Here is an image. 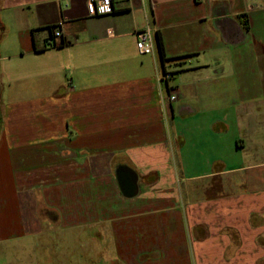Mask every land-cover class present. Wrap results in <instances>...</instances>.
<instances>
[{
	"label": "crops",
	"instance_id": "obj_1",
	"mask_svg": "<svg viewBox=\"0 0 264 264\" xmlns=\"http://www.w3.org/2000/svg\"><path fill=\"white\" fill-rule=\"evenodd\" d=\"M0 100L1 257L81 226L98 264H264V0H0Z\"/></svg>",
	"mask_w": 264,
	"mask_h": 264
},
{
	"label": "rangeland",
	"instance_id": "obj_2",
	"mask_svg": "<svg viewBox=\"0 0 264 264\" xmlns=\"http://www.w3.org/2000/svg\"><path fill=\"white\" fill-rule=\"evenodd\" d=\"M32 211L33 219L35 220V203L34 206L32 205ZM44 216L45 212L42 211L41 215H38V218L43 221ZM98 232L95 229L90 230L87 227L81 226L47 231L45 235L36 238L40 243L38 244V252L36 255L39 257L41 264H52L49 258L50 253H53L52 251L54 250L62 261H57L56 264H98L104 258L101 252L109 248L104 242V238H100L102 236L98 235ZM18 240H34L35 244V236H26L25 238H18ZM44 242L46 245L50 244L48 249L43 245L45 244ZM31 248L35 247H20L21 250H29ZM7 255V257L0 256V264H15V261H13L14 253L9 246H7Z\"/></svg>",
	"mask_w": 264,
	"mask_h": 264
},
{
	"label": "built area",
	"instance_id": "obj_3",
	"mask_svg": "<svg viewBox=\"0 0 264 264\" xmlns=\"http://www.w3.org/2000/svg\"><path fill=\"white\" fill-rule=\"evenodd\" d=\"M87 10L90 16L101 15L111 13L113 11V0H87ZM53 34L52 40L48 43V47L56 48L63 44V34L59 26L49 28ZM137 37V50L141 55H151L155 52L156 39L153 29L149 26L138 31L136 33ZM60 41V42H59ZM172 77L171 73H165L162 80H167ZM178 96L172 94L169 96L170 101H176Z\"/></svg>",
	"mask_w": 264,
	"mask_h": 264
},
{
	"label": "trees",
	"instance_id": "obj_4",
	"mask_svg": "<svg viewBox=\"0 0 264 264\" xmlns=\"http://www.w3.org/2000/svg\"><path fill=\"white\" fill-rule=\"evenodd\" d=\"M52 27H55V26H52ZM52 27H50V29ZM158 46L161 51V55L164 57V46H163V41H162V37L160 36V34H158ZM3 123H4V104L2 100H0V133L3 128Z\"/></svg>",
	"mask_w": 264,
	"mask_h": 264
},
{
	"label": "flooded vegetation",
	"instance_id": "obj_5",
	"mask_svg": "<svg viewBox=\"0 0 264 264\" xmlns=\"http://www.w3.org/2000/svg\"><path fill=\"white\" fill-rule=\"evenodd\" d=\"M129 181H130V180L127 179V180L125 181L126 183L124 182V186L126 187V189H129V188H130V186H129Z\"/></svg>",
	"mask_w": 264,
	"mask_h": 264
}]
</instances>
